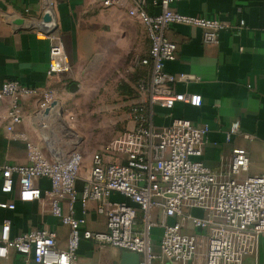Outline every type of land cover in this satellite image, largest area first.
<instances>
[{
  "label": "built area",
  "instance_id": "built-area-1",
  "mask_svg": "<svg viewBox=\"0 0 264 264\" xmlns=\"http://www.w3.org/2000/svg\"><path fill=\"white\" fill-rule=\"evenodd\" d=\"M121 1L101 3L107 8ZM147 1L132 0L128 10L144 27L149 50L128 66L129 72L144 71L135 80L136 97L124 104L126 127L92 152L88 161L78 149L59 158L48 156L40 145L25 138L26 162L0 167V209L15 208L13 201L1 200V195L14 191L21 202H38L68 228L66 245L60 246L57 233L47 226L12 235L11 222L5 218L0 224V259L12 250L24 264H90L78 256L81 241L89 240L100 248L136 252L138 264H154L156 259L175 264H243L248 256L260 264L264 176L247 174L248 150L233 147L229 160L215 171L199 159L210 130L207 124L172 117L168 125L155 127L151 116L156 105L167 109L178 102L200 106L202 100L199 94L175 89L191 75L165 70V62L174 59L177 50L167 29L176 24L196 27L204 42L217 43L219 32L230 24L171 7L181 0H152L159 11L151 13ZM51 20L52 16L46 29L38 31L40 38L49 41L48 77L71 70L62 36ZM244 24L241 19L239 25ZM32 95L39 96V113L57 100L52 87L38 93L18 80L2 82L0 101L10 100L9 132L22 123L20 104ZM235 132L236 125H232L226 141ZM39 179H46L49 186L42 189ZM91 214L103 221L90 219ZM155 228L160 229L157 252Z\"/></svg>",
  "mask_w": 264,
  "mask_h": 264
},
{
  "label": "crops",
  "instance_id": "crops-1",
  "mask_svg": "<svg viewBox=\"0 0 264 264\" xmlns=\"http://www.w3.org/2000/svg\"><path fill=\"white\" fill-rule=\"evenodd\" d=\"M131 5L132 0H122L107 8L101 0H0V86L11 79L38 93L52 87L59 100L46 116L38 112V95L22 100L23 121L11 132L6 129L10 100L0 101V167L26 162L25 138L41 143L44 121L55 118L64 122L61 111L64 90L73 80L89 79L85 85L101 86L112 76L110 87L123 85L120 95L123 99L113 105L115 109L122 108L117 111L116 121H126L124 104L136 97L134 86L140 70L136 73L128 68L129 73L123 70L128 61L145 56L149 50L144 27L128 13ZM171 7L189 15L227 20L230 27L219 32L217 43L204 42L202 31L196 27L176 24L167 29L166 35L176 43L177 50L175 58L165 62V70L191 75L189 81L177 83L175 89L199 94L202 100L200 106L182 102L171 109L154 106L151 115L154 126H166L172 117H183L197 125L207 124L210 128L207 143L199 157L205 165L219 171L221 163L229 160L232 148L242 147L249 153L247 174L264 176V0H181ZM147 9L156 13L159 6L148 0ZM47 12L62 36L71 65L69 73L52 77L46 74L49 41L38 35L48 25L43 21ZM241 19L245 22L243 26L239 25ZM232 125H236V132L226 141V132ZM245 134L250 138L244 137ZM48 139L45 136L48 156L62 154L61 148L54 147ZM83 155L86 161V152ZM37 184L42 189L49 186L46 179L37 180ZM77 185L80 187V179ZM113 197L121 199L118 195ZM1 200L15 203L13 210L0 209V224L8 218L12 235L47 226L57 233L60 246L66 245L68 228L47 207L38 202H21L15 191L1 195ZM90 216L103 221L94 214ZM154 232L157 252L160 229L155 228ZM120 252L117 248H100L82 240L78 256L90 264H117ZM258 261L264 264V239L260 242ZM0 264L24 262L11 250L7 258L0 259ZM154 264L175 263L156 259ZM243 264H254V258L246 257Z\"/></svg>",
  "mask_w": 264,
  "mask_h": 264
},
{
  "label": "rangeland",
  "instance_id": "rangeland-1",
  "mask_svg": "<svg viewBox=\"0 0 264 264\" xmlns=\"http://www.w3.org/2000/svg\"><path fill=\"white\" fill-rule=\"evenodd\" d=\"M129 64L130 61L123 71L127 72ZM88 80H73L72 83L77 85V89L71 91L70 86H67L64 90L66 94L63 96L61 110L64 122L55 118L44 121V137L41 143L35 144L40 145L47 155L45 136L49 138V142L54 143V147L59 146L61 152H65L57 156L63 157L70 150L78 149L82 153L86 152L87 161L93 151L100 149L113 135L126 127V121H116L117 111H122V108L113 107L123 99L120 96L123 85L117 83L110 87V82L114 80L112 76L101 86L85 85L84 82ZM57 101L59 102L58 99Z\"/></svg>",
  "mask_w": 264,
  "mask_h": 264
},
{
  "label": "water",
  "instance_id": "water-1",
  "mask_svg": "<svg viewBox=\"0 0 264 264\" xmlns=\"http://www.w3.org/2000/svg\"><path fill=\"white\" fill-rule=\"evenodd\" d=\"M50 19H51V16L49 13H45L43 15V21L44 22L47 23L50 21ZM76 89H77V85L75 83H72L70 86V90L75 91ZM57 104H58L57 100H54L53 102H51L50 106L48 108H46L44 113H48L50 108L57 105ZM138 262H139V254L138 253L131 252V251L120 252L118 264H138Z\"/></svg>",
  "mask_w": 264,
  "mask_h": 264
},
{
  "label": "trees",
  "instance_id": "trees-1",
  "mask_svg": "<svg viewBox=\"0 0 264 264\" xmlns=\"http://www.w3.org/2000/svg\"><path fill=\"white\" fill-rule=\"evenodd\" d=\"M138 71H139V70H138ZM142 71H144V68H141V69H140V73H141ZM138 75H139V73H138ZM138 75H137V77H138ZM137 77H136V78H137Z\"/></svg>",
  "mask_w": 264,
  "mask_h": 264
},
{
  "label": "bare ground",
  "instance_id": "bare-ground-1",
  "mask_svg": "<svg viewBox=\"0 0 264 264\" xmlns=\"http://www.w3.org/2000/svg\"><path fill=\"white\" fill-rule=\"evenodd\" d=\"M49 112V111H48ZM57 158H59V156L56 155Z\"/></svg>",
  "mask_w": 264,
  "mask_h": 264
}]
</instances>
